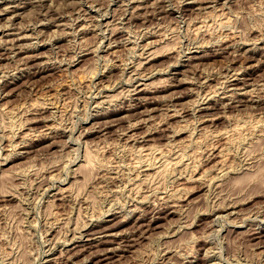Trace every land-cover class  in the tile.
Returning a JSON list of instances; mask_svg holds the SVG:
<instances>
[{
	"label": "rangeland",
	"instance_id": "obj_1",
	"mask_svg": "<svg viewBox=\"0 0 264 264\" xmlns=\"http://www.w3.org/2000/svg\"><path fill=\"white\" fill-rule=\"evenodd\" d=\"M0 264H264V0H0Z\"/></svg>",
	"mask_w": 264,
	"mask_h": 264
},
{
	"label": "bare ground",
	"instance_id": "obj_2",
	"mask_svg": "<svg viewBox=\"0 0 264 264\" xmlns=\"http://www.w3.org/2000/svg\"><path fill=\"white\" fill-rule=\"evenodd\" d=\"M119 7V6H118ZM139 7V6H138ZM6 10H8V9H6ZM49 10V9H48ZM4 12V11H3ZM7 12V11H6ZM203 20V19H202ZM161 27V26H160ZM121 31V30H120ZM196 34V33H195ZM11 36V35H10ZM227 36V35H226ZM26 37V36H25ZM18 38V37H17ZM21 38V37H20ZM23 38V37H22ZM16 39V38H15ZM24 39V38H23ZM20 40V39H19ZM14 41V40H13ZM15 42H17V40L15 41ZM152 43V42H151ZM16 48V47H15ZM19 48V47H18ZM23 51V50H22ZM144 58V57H143ZM197 58V57H196ZM195 58V59H196ZM150 59V58H149ZM190 59V58H189ZM142 63V62H141ZM141 67V66H140ZM235 74V73H234ZM232 75V77H230V78H233V79H236V76L238 75V74H235V75ZM143 76V75H142ZM228 77L226 76V79H227ZM230 78H228V79H230ZM142 79V78H141ZM205 82V81H204ZM140 85V84H139ZM142 85V84H141ZM145 85V84H144ZM146 86H148V85H146ZM139 87V86H138ZM141 87V86H140ZM144 88H145V86H144ZM143 88V89H144ZM145 90V89H144ZM146 92V91H145ZM213 98V97H212ZM204 99V98H203ZM176 112V111H175ZM177 113V112H176ZM176 115V114H175ZM182 129V128H181ZM240 130V129H239ZM242 132V131H241ZM226 133V132H225ZM37 136H39V135H37ZM172 146V145H171ZM141 151V150H140ZM153 151H156V150H153V149H149V152H153ZM158 151V150H157ZM160 151V150H159ZM223 153V152H222ZM146 154V153H145ZM88 156V155H87ZM219 162V161H218ZM196 163V162H195ZM89 165V164H88ZM190 165V164H189ZM226 165V164H225ZM195 166V165H194ZM89 167V166H88ZM187 167V166H186ZM222 168V167H221ZM225 169V168H224ZM220 170H222V169H220ZM200 179V178H199ZM171 198V197H170ZM177 205V204H176ZM167 206V205H166ZM169 206V205H168ZM169 208H174V206H170Z\"/></svg>",
	"mask_w": 264,
	"mask_h": 264
}]
</instances>
